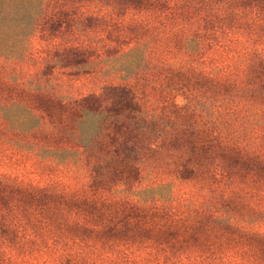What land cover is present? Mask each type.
<instances>
[{
	"label": "trees",
	"instance_id": "obj_1",
	"mask_svg": "<svg viewBox=\"0 0 264 264\" xmlns=\"http://www.w3.org/2000/svg\"><path fill=\"white\" fill-rule=\"evenodd\" d=\"M254 1L0 0V195H48L29 176L82 177L84 244L100 243L86 264H114L96 240L107 232H130L112 242L129 264H264V188H254L264 179V20ZM131 13V24L120 20ZM92 17L116 25L85 26ZM77 70L91 79L84 93L61 96L50 75ZM178 91L184 106L171 101ZM200 237L206 252L190 254ZM143 238L152 242L142 251Z\"/></svg>",
	"mask_w": 264,
	"mask_h": 264
},
{
	"label": "rangeland",
	"instance_id": "obj_2",
	"mask_svg": "<svg viewBox=\"0 0 264 264\" xmlns=\"http://www.w3.org/2000/svg\"><path fill=\"white\" fill-rule=\"evenodd\" d=\"M183 1L190 2V0ZM254 2L262 4L258 13L264 20V0H255ZM70 5L68 4V6ZM211 5H215V3L211 2ZM52 10L61 9L58 4H52ZM66 10L71 11L61 12L62 17L65 20H72L73 14L77 12L72 11V8ZM222 14H224V11ZM137 16L131 13L123 19L120 18V20L125 24H131ZM226 19L231 21L232 24L235 23L229 19L228 15ZM100 20L108 22L107 25H110V27L116 25L109 19L105 21V18L95 19L92 17L85 21V26H95ZM195 23L197 24V20L194 16L192 26L189 25L188 33L193 34ZM56 25L57 23L54 27ZM141 33L147 35L149 32L142 30ZM258 37L264 40V23L259 28ZM206 45V43L201 45L207 51L201 62L205 68H211L213 56L207 50ZM252 59L254 60H252L253 65L249 72L250 77L251 74L255 73L253 69L257 68V64L261 62L259 57H253ZM62 73L69 75L63 76ZM84 73H86L84 70L63 71L59 74L50 75V80L56 84L61 81L59 85L63 87L58 89L61 96L75 97L84 93L85 86L91 81L90 77ZM96 85L97 83L94 86ZM172 94V102L179 106L186 104L185 95L182 91ZM158 106L155 105V107ZM31 178L38 179L35 182L48 184V195L44 196L38 190H34L36 196L33 200H29L25 194H19L18 196L0 195V264H86V260L94 258L93 255H97L96 248L100 243L92 251H88L84 244V242L92 240V237L84 232L85 226L88 225L82 211L84 210L82 203L85 198L83 190H81L82 177H68L66 180L54 177L48 178L47 176L40 178L27 177V179ZM254 188L259 193L264 188V179L258 182ZM11 199L20 201L19 208L16 207L17 209L11 210L10 204L17 202L10 203ZM93 211L95 212V210ZM90 212L88 211V213ZM124 217L127 218L126 215ZM44 222L46 223L44 224ZM115 239L130 240V232L119 235L107 232V234L96 236V240L103 242V244L101 243L103 255H107L106 257H109L114 264H121L122 259H124L125 264H129L127 253L123 254L119 248L113 247L112 242ZM139 241L142 245V248H140L142 251L144 246H148L152 242L147 238ZM207 243L206 238L200 237L196 243L188 247L190 254L206 252ZM216 247L230 251L233 245H217ZM175 253L173 251V254Z\"/></svg>",
	"mask_w": 264,
	"mask_h": 264
}]
</instances>
